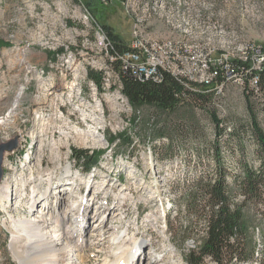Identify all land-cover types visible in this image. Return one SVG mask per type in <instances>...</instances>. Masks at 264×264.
Here are the masks:
<instances>
[{"label": "rangeland", "instance_id": "obj_1", "mask_svg": "<svg viewBox=\"0 0 264 264\" xmlns=\"http://www.w3.org/2000/svg\"><path fill=\"white\" fill-rule=\"evenodd\" d=\"M87 2H91L88 9L84 6ZM197 5L205 19L218 20L234 30L216 32L208 26L203 28L196 20L199 10H192L184 16L180 12L178 18L182 32L195 28V33L188 32L186 37L181 32L172 33L169 28H163L161 17L169 12L159 6L161 19L153 21L158 24L153 34L167 37L171 45L175 41L194 43L203 35L204 45L211 48L207 50L216 60L225 61L230 55L249 58L247 50L252 47L251 42L258 44L264 55V0H197ZM103 25L129 46L132 22L121 0L107 3L101 0H0V144L17 142L5 158L3 155L2 162L5 166H2L1 180L5 177L12 200L5 196L2 201L0 197V264H18L14 253L24 251L19 244H12L15 236L10 225L14 218L32 219L41 208L56 206L59 198L56 186L67 174L68 166L73 167L72 174L61 180L65 184L61 188V193L65 194L63 209L56 207L67 221L54 229L58 234L62 229L57 228H65L71 220L75 221L79 225L75 239L79 242L72 245L83 251H75L80 255L78 259L69 255L54 256L57 259L54 258V264H109L119 260L113 253L116 246H109L112 241L99 238L103 228L122 237L118 246L128 241L143 244L139 251L141 257H135L132 264H146L149 248L155 254H162L163 247L170 252H166L162 262L191 264L188 254L200 244L203 230L196 228L184 204H179L178 193L191 185L192 178L212 174L211 141L215 135L211 111L227 125L220 138L221 156L235 202L242 201L235 177L242 175L244 165L253 169L260 166L257 144L249 133L248 102L257 106L262 102L263 93L248 99L244 90L231 82L225 85L224 94L219 97L211 92L198 99L186 97L172 110L150 104L132 107L117 81L119 60L110 59L111 54L106 55L99 44L97 31ZM104 30V35L108 36ZM238 38L245 43L237 44ZM59 47H63V52L52 56L50 52ZM20 57L25 60L21 61ZM88 70L101 72L103 89L88 78ZM199 78L206 79L207 74H200ZM59 85L63 91L55 97V88ZM55 110L60 119L51 123L68 126L66 134L55 133L53 137L50 128L48 134L41 131L31 136L34 126L42 122L39 115L50 121ZM231 129L234 131L230 137ZM79 131H87L92 137L85 139ZM110 138L116 139L112 142ZM124 140L131 142L127 144ZM55 143L60 144L59 149ZM73 150L90 153L104 150V153L98 164L86 171L83 163L73 159ZM54 155L60 159L53 163ZM50 188L52 192L47 195ZM34 189L40 190V195L43 193L45 201L34 203L36 195L39 196ZM116 208H119L118 216L114 214ZM243 211L253 243L254 240L260 242L257 249L262 248L264 220L261 214L250 202ZM100 222L102 227L98 229L96 225ZM53 253L55 249L50 251ZM127 257L125 252L122 264H131L129 260L125 262ZM255 258L251 264H259V254L256 253ZM202 264L216 263L206 258Z\"/></svg>", "mask_w": 264, "mask_h": 264}, {"label": "trees", "instance_id": "obj_2", "mask_svg": "<svg viewBox=\"0 0 264 264\" xmlns=\"http://www.w3.org/2000/svg\"><path fill=\"white\" fill-rule=\"evenodd\" d=\"M84 6L88 9L91 2L85 3ZM101 28L106 29L110 40V54L117 55L128 49L120 36L112 33L109 27L103 25ZM5 44L7 43L5 42ZM61 52H63V47H59L50 53L54 56ZM231 64L234 71L238 74L242 73L245 79L258 77L256 82L257 92H254V89L244 88V93L248 99L256 93L264 94V62L259 71L253 70L248 63L239 59L233 60ZM87 75L96 84L97 88L103 89L101 72L88 70ZM159 76V79L140 80L129 70L119 66L120 89L132 107L150 104L159 109L172 110L186 97L198 99L204 97L207 93L199 86L183 84L166 70L161 69ZM215 78L222 79L223 72L218 69ZM248 107L251 112L249 133L252 140L257 144L256 153L260 160V166L253 169L244 165L242 175L235 177L242 201L238 203L232 199V188L228 181V172L221 156L220 138L225 127H222V121L214 111L210 113L215 135V138L211 141L214 157L212 174H200L190 180L191 185L189 187L179 190V204L181 206L182 203L184 204L188 211V217L194 219L196 228L201 227L203 230L200 244L195 246V249H192L188 254V261L191 264H202L206 258L216 264H251L256 259V253L259 254V264H264V246L257 249L260 242L253 239V243L243 211L247 203L250 202L264 220V96L262 102L258 103L257 106L248 102ZM258 119L262 121V124ZM231 130L228 134L230 137L234 131ZM115 139L110 138V141L114 142ZM117 139L121 140L120 137H117ZM124 141L127 144L131 142L130 140ZM103 153L104 150L92 151L91 153L87 150H73V159L83 163L82 167L88 171L98 164Z\"/></svg>", "mask_w": 264, "mask_h": 264}, {"label": "bare ground", "instance_id": "obj_3", "mask_svg": "<svg viewBox=\"0 0 264 264\" xmlns=\"http://www.w3.org/2000/svg\"><path fill=\"white\" fill-rule=\"evenodd\" d=\"M147 5H148V8L151 10V14L149 12H147ZM159 6H162L166 12L167 11L169 12V14L166 13L163 16L159 15V13H160V12H158ZM124 7H125V12L127 14H134L135 13L136 26H147L148 36H155V34H153V30H155L154 27H157L158 24L157 23L153 24V21L155 19H157V20L161 19L160 16L162 17V23L164 25L163 28L164 27L166 29L169 28L172 31V33L173 32H181V33H183L182 35L185 37L188 34V32H192L194 34L195 28H191V27H190L191 28L190 31H188L187 29L184 30V32L181 31V28H180L181 24H180L178 15L180 12H182V14L184 16V14H186L192 10H200L201 11V9L198 8L199 6L197 5V0H193V2H192V0H136V3L134 0H124ZM196 20L199 24H201V26L203 28L208 26L209 28H213L216 32L218 29L219 30L228 29V31L234 30V28L224 27L223 23H222V28H220V22L218 20L215 21L214 19H211V18L210 19H203L201 16H199V18ZM197 22H195V23H197ZM187 23H189V22H187ZM148 36H140V43L142 44V50H144L145 52H152V58H158V60H160V61H165V68H171V73H181L182 72L184 77L192 78V80L194 82H198L199 84H210L211 83V81L213 80V71H211V69H204V73L201 72V70H195L194 65L189 62V55H186V54H179L178 64H173V60L168 59V50H152V41L149 40ZM197 37L198 36H196V38ZM211 38H214V37H211ZM182 39L185 40V38H182ZM203 39H204V36L201 35V36H199L198 40L194 41V43H192L191 41H187L184 43H187L188 45H191V46H199V48H202L205 50H207V48L211 49V48L204 45ZM238 39H240V40L236 41V43L237 42L238 43H245L244 42L245 40H242V38H238ZM99 42H100L99 44L101 45V41H99ZM180 42H183V41H180ZM250 45L252 47L249 48L247 50V52H248V55H253L254 46L257 48H260V47L257 46L258 44L257 45L252 44V42ZM102 46L105 49V45H102ZM214 46H216V45H214ZM207 51H209V50H207ZM218 52L220 54L223 53L222 50H217V53ZM243 56L241 57L238 55H236V56L230 55V56H228V57L226 56V57L232 58V59H239V58H243ZM20 59H21V61L25 60V58H23V57H20ZM189 66H192V69H188ZM200 74L201 75L207 74V78L206 79L199 78ZM117 81L119 82V78ZM256 82H257V80L254 81V89H257L256 88V85H257ZM61 86L62 85H59L58 87L55 88V97H57V95L62 94L61 92L63 91V87H61ZM119 86L121 87L120 82H119ZM72 87H73V85L71 84L70 88L72 89ZM104 98L107 100L109 99V97L107 95H104ZM46 99L47 98H44L43 100L46 101ZM40 114L42 115L43 113H40ZM35 118H36V116H35ZM39 119L42 120V122L40 124L38 122V124H36L38 126H36V125H35L36 127L34 126L32 132H31V136H34L38 132H41V131L48 134L49 133L48 131L50 128H52V130H53V132H52L53 137L56 135L55 133H57L58 135L66 134L65 128L67 129L68 126H63V125L57 126L56 124L51 123L52 120L58 121L60 119V117L57 116L56 110L53 112V115H52V118L50 121H46V118H44V117L41 118L40 115H39ZM97 121H98V119H97ZM78 127L79 126H77V128ZM78 134L83 136L85 139L92 137L91 136L92 134L87 132V131L86 132H80L79 131ZM18 142H19V140H18ZM54 145L55 146L57 145L56 148L59 149L60 144L55 143ZM8 153H9L8 151L3 153L4 158H5V155H7ZM50 158H52V156ZM59 159H60L59 156L54 155L53 163L57 162ZM2 166H5V163L1 164V168H2ZM72 169H73L72 166H68L65 168V172H67V174L63 175L62 178H60V180H59L60 183L56 186V188H58L56 193H59V198L57 199L56 206H53V207L47 206V207H44V209L41 208L42 210H40L39 212L37 211L35 213V215L32 217V219H30V217H29V219H24V220H19V218H14L13 224L10 225V228H11L10 230L12 231V234L15 236V238L13 237L14 241L12 242V244L15 246L17 244H19L18 246L23 247V251H24L23 254H19L18 252L14 253L15 260L17 261L18 264H54L55 263L54 262L55 261L54 256H56L57 258H61L65 255H69L75 259L76 258L78 259V256H80V255L78 253H76L75 251H77V250L83 251V250H81V248H78V247H77V249H75V245H72L73 242H75V243L79 242L77 239H75V233L77 232L76 227L79 226L75 221L71 220L70 223L65 228H57V229H62L61 232H59L58 234H57L56 228L54 229V227L59 226L61 223H64L65 221H67L66 216L65 215H59L58 210L63 209L62 208V202L65 199V194L63 195L61 193V192H63L62 187L65 186V184L64 183L62 184L61 180L68 178L69 175L72 174ZM50 190L51 191L47 192V195L52 192L51 188H50ZM34 191H38L37 194H39V196L36 195V197L34 198L35 204H39L40 202L45 201L43 193H42V195H40V192H41L40 190L34 189ZM5 196H6V198H10V200H12L11 194L8 195L6 180H5V177H3L1 182H0V197H1L2 201H3V199H5ZM17 196H18V194H17ZM17 196L15 198H17ZM78 196L79 195H76L75 197H78ZM87 201H89V200H87ZM99 206H101V205H97V207H99ZM56 207L58 208V210ZM79 208H80V205L78 206V209ZM66 210H68V209H66ZM70 210H72V209H70ZM118 211H119V208H116V211H114L115 216L119 215L120 212H118ZM43 215H45V216H43ZM76 215L79 217L80 216L79 212H77ZM101 227H102V222H100L98 225H96V228H98V229H100ZM96 228L94 229V231H96ZM103 229L105 231L102 230V232H103L101 234L102 237H99V238L100 239H102V238L106 239L107 241L111 240L112 242L110 243L109 246H110V248L116 246L115 251L113 250L114 251L113 253L118 255V256L116 255L117 258H120L119 260H116L114 262H110L109 264H122L123 263L122 257L124 256L125 252L128 253V255H129V257H127V259L125 261L126 263L130 262L132 264L133 260H135V257H136V259H138V257L139 258L141 257V253L139 251H140V248L143 246V244H136V243L134 244V241L131 244V242L128 241L123 245L124 247L122 246V244L120 246H118V244L120 242L119 239L122 237L120 236V238H119L118 234L112 233L107 228H103ZM105 236H107V238H104ZM88 239L86 241H88ZM59 244H60L59 248H56V246ZM54 249H55V253L50 254V251H54ZM166 252H170V250L168 249V251H167V249H165V247H163V249H161L162 254H155L154 250L152 248H149L148 258L146 260L147 261L146 264H174L172 262V260L171 261L166 260L165 263L162 262L166 257ZM49 256H50V258H47ZM128 260H129V262H128ZM142 264H145V262Z\"/></svg>", "mask_w": 264, "mask_h": 264}, {"label": "built area", "instance_id": "obj_4", "mask_svg": "<svg viewBox=\"0 0 264 264\" xmlns=\"http://www.w3.org/2000/svg\"><path fill=\"white\" fill-rule=\"evenodd\" d=\"M112 0H101V2L107 3ZM136 3V0H134ZM193 2V0H192ZM121 6L125 11L124 0H121ZM147 12L151 14V10L147 5ZM127 14V13H126ZM132 22L131 41L128 49L120 54L110 55V59L119 60L120 68L129 70L134 76L140 80H146L149 78L159 79V71L161 69L171 73V68H165V61H160L158 58H152V52H145L142 50V44L140 43V36H148L147 26H136L135 13L127 14ZM199 16L205 19L202 11L199 10ZM216 21V20H215ZM220 28L222 23L220 22ZM105 31L100 27L97 31L98 40L101 41V45H105V54L108 55L109 48L111 46L108 36L104 35ZM152 41V50H168V59L173 60V64H178L179 54L189 55V62L194 65L195 70H201L204 73V69H211L213 71V80L210 84H199L194 82L192 78H186L183 73H171L175 78L179 79L185 85H195L203 88L204 91L211 92L215 96H221L224 94V88L227 83H235L239 85L243 90L247 87L249 90L254 89V81L258 79L257 76L249 79H245L242 73L238 74L234 71L231 62L235 59L227 58V60H216L212 57L211 53L205 49L199 48V46H191L184 42H171L166 37H160L158 35L148 36ZM261 49L254 46L253 55H249V58H239L245 63H248L253 70L259 71L264 62V55L261 54ZM59 54V53H58ZM258 63V66H257ZM223 72V78L218 80L217 70ZM257 92L258 89H254ZM222 127H227L226 124L221 123Z\"/></svg>", "mask_w": 264, "mask_h": 264}, {"label": "water", "instance_id": "obj_5", "mask_svg": "<svg viewBox=\"0 0 264 264\" xmlns=\"http://www.w3.org/2000/svg\"><path fill=\"white\" fill-rule=\"evenodd\" d=\"M17 146L16 140H12L9 142H3L0 144V179L2 177V168L1 164L3 162V153L6 151H12Z\"/></svg>", "mask_w": 264, "mask_h": 264}]
</instances>
